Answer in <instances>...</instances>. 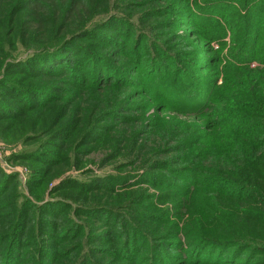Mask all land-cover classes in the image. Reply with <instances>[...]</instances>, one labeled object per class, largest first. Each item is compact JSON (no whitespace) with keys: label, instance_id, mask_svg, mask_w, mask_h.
I'll list each match as a JSON object with an SVG mask.
<instances>
[{"label":"trees","instance_id":"16d2710c","mask_svg":"<svg viewBox=\"0 0 264 264\" xmlns=\"http://www.w3.org/2000/svg\"><path fill=\"white\" fill-rule=\"evenodd\" d=\"M0 143V264H264V0H0Z\"/></svg>","mask_w":264,"mask_h":264},{"label":"rangeland","instance_id":"374dc122","mask_svg":"<svg viewBox=\"0 0 264 264\" xmlns=\"http://www.w3.org/2000/svg\"><path fill=\"white\" fill-rule=\"evenodd\" d=\"M179 24L184 25L182 22H180ZM193 25L195 24H189V22H187V25H185L184 27L177 28L178 33H182L183 31H188L189 29L193 27ZM177 30H176V27H174V32H176ZM190 35H192V33ZM205 75L209 76V73ZM150 100L152 103V109L148 112L147 116H149L150 120H152L151 123L154 124L155 121L160 122L162 119H165L167 116H169V114H174L173 112L171 113L169 112V110H165L163 108L164 106L161 100H157V99H150ZM133 114L136 115L135 113ZM162 121L160 122V124L162 123ZM148 145L150 147L152 144H148ZM99 151L100 152L92 151L87 156H83V158L87 161V166L84 170H80L78 172L72 171V172H69L68 174L80 176V174L84 173L85 170H88V169H91L95 175H100V176L111 175V174L116 175L117 173H120L121 175H124V174L133 175V174L138 173L137 169H139V164L135 166L129 165L128 167L123 168L124 170L120 171V169L118 170V166L120 164H125V162H127V159L126 160L116 159V162L111 161L108 163L104 160L107 158V153L104 150H99ZM10 152L11 151L8 148H6L4 144L0 143V163L8 171L18 173L23 191L26 195H29L28 187H27V177H28L27 169L25 166H21V164H12V163L8 164L7 161L5 160V157L9 155ZM91 161H94V162L89 163ZM81 176H84V175H81ZM135 181H136V178L131 180L132 183H134ZM56 182L57 180L54 182V184ZM54 184L51 185V187H53ZM142 185H144L145 187H148L151 193H157V190L153 188L152 186H148L146 183ZM52 196L54 195L50 194V191H48L45 195H43L45 199L52 198Z\"/></svg>","mask_w":264,"mask_h":264}]
</instances>
